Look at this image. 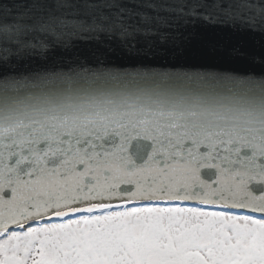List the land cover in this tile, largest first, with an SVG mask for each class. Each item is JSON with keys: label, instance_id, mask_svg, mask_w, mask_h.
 Instances as JSON below:
<instances>
[{"label": "snow or ice", "instance_id": "obj_1", "mask_svg": "<svg viewBox=\"0 0 264 264\" xmlns=\"http://www.w3.org/2000/svg\"><path fill=\"white\" fill-rule=\"evenodd\" d=\"M240 8L0 0V264H264V73L50 55L264 23V0ZM233 51L264 65V46Z\"/></svg>", "mask_w": 264, "mask_h": 264}, {"label": "water", "instance_id": "obj_2", "mask_svg": "<svg viewBox=\"0 0 264 264\" xmlns=\"http://www.w3.org/2000/svg\"><path fill=\"white\" fill-rule=\"evenodd\" d=\"M242 2L243 0H202L203 5L209 11L223 13L226 9L232 8L248 15L246 9L240 8ZM228 45L232 47H228ZM241 46L257 51L261 46H264V23L257 21L254 31L240 32L213 24L198 25L196 28L188 29L185 37L175 46L160 44L155 40L149 46L148 43L142 41L131 52L114 46V52L101 57L93 54L97 47L94 42L78 40L67 51L58 48L50 55L57 63L79 61L96 66L98 62H102L108 67L128 71L143 68H181L248 73L255 74L259 79L260 74L264 73V65L259 61L237 58L233 48L238 49ZM227 53H231V55ZM31 66L37 67L39 62H35Z\"/></svg>", "mask_w": 264, "mask_h": 264}]
</instances>
